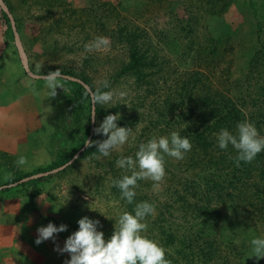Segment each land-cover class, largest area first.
<instances>
[{
	"label": "rangeland",
	"instance_id": "rangeland-1",
	"mask_svg": "<svg viewBox=\"0 0 264 264\" xmlns=\"http://www.w3.org/2000/svg\"><path fill=\"white\" fill-rule=\"evenodd\" d=\"M59 1L62 5L58 4ZM59 1L26 0L22 4L20 0H11L24 23L20 31L6 0H0V264H66L70 256L59 249L63 248L67 237L78 229L77 221L84 216L98 219L105 238H110L119 216L128 211V203L121 193L116 195L112 191L114 176L109 174V162L116 156L135 155L139 144L147 139L170 135L169 131L163 134L152 130L141 136L142 128L148 123L140 120L132 128V135L122 150L114 149L108 157L94 155V145L86 146L92 123L91 113L96 112L95 125L98 109L97 104L92 102L90 86L82 84L77 77L64 74L73 79L60 78L56 95L50 96V89L40 75L55 71V66L79 72L83 61L90 59L92 68H88L89 76L95 84H99L114 73L121 61L126 60L125 51L121 48H112L108 44L98 49L90 47L98 37L105 36L97 26L85 29L80 26L79 16L86 14L82 9L94 6L105 14L111 11L113 15L106 20L111 29L122 25L138 26L150 37L149 42H159L161 46L158 37L160 29L170 28L177 24L176 19H181L196 30L197 38L190 37L191 40L218 47L219 53L223 54L222 59L220 55L218 57L220 65H199L197 59L191 62L185 56L180 61L170 57L169 61L161 63L163 74L157 76L156 90L162 96L164 91L176 84L178 75V80L181 77L185 79L194 71L213 77L211 81L215 90L231 89L239 84V91L247 92L248 84L253 87L255 83L257 86V74L250 75L248 69L250 56L261 51L264 43V17H260L259 13L253 16L249 5L254 0H229L226 6L225 0ZM65 7L69 12L74 10L77 18L70 17L72 12L64 11ZM184 41L188 42L189 38L185 37ZM179 42L183 46L184 42ZM19 43L24 55L17 47ZM174 47H178L176 41ZM164 51L167 52L165 48ZM261 55L257 54V61H260ZM175 68L177 74L173 72ZM110 91L114 99L105 105L107 108L119 106L120 115L132 119L134 113L146 114L150 111L152 96L137 109V101L144 95L145 87L138 89L131 80H122ZM121 93L124 95L121 96ZM249 94L255 96L253 88ZM103 139L106 137L94 133L90 140ZM77 153L76 159L61 171L17 183L27 175L57 168ZM20 155L27 158L25 165L16 164ZM165 157L169 165H176L177 159ZM115 166L118 168L117 164ZM166 169L177 173L168 164ZM124 173L130 174L129 171ZM168 176L169 173L165 172L159 187H153V182L151 190L147 191H144L143 185L150 179L138 181L136 192L142 190L141 193L146 194L144 199L155 207V212L144 220L147 229L143 235L149 233L148 223L168 201L162 185ZM171 212L178 216L175 210ZM221 213L220 228L217 230L220 241L232 240L235 248L243 244L246 246L238 252L234 250L233 263L264 264V258L257 260L253 256L250 243L257 236L264 237V215L247 202L230 204ZM49 222L56 226L67 225V231L36 244L37 229ZM225 245L221 247L223 251H227Z\"/></svg>",
	"mask_w": 264,
	"mask_h": 264
},
{
	"label": "trees",
	"instance_id": "trees-1",
	"mask_svg": "<svg viewBox=\"0 0 264 264\" xmlns=\"http://www.w3.org/2000/svg\"><path fill=\"white\" fill-rule=\"evenodd\" d=\"M225 1L224 6L229 0ZM25 2L26 0H20L22 4ZM6 4L16 27L20 31L23 30V20L11 0H6ZM58 4L62 5V2L59 1ZM249 6L253 16L256 17L259 13L260 17H264L263 0L258 3L256 0L250 1ZM64 11L68 9L65 7ZM73 11H68L72 12L70 17L73 15L77 18L78 14ZM82 11L86 14L79 16L81 21L77 22L81 24L80 26L84 29L99 27L101 34L108 38L109 46L125 51L126 60L121 61L114 73L105 82L99 84H95L89 76L90 59L86 58L83 61L79 72L63 66H55V69H60L63 74L72 75L86 82L93 92L97 89L110 91L122 80H131L138 89L145 87L144 95L137 101V109L143 107L152 96V101H149L151 112L146 114L137 112L136 115L134 113L132 119L121 115L118 126L132 129L140 123V120H144L148 124L142 128L141 136L152 130H158L163 134L166 131L169 133L178 131L182 136H187L192 143L191 150L183 159L178 160L176 165H169L170 162L165 157V165L168 164L177 173H171L170 169L165 171L169 176L162 185L168 201L148 223L149 233L146 236L164 247L166 259L170 260L171 264H234V250L238 252V249L241 247L245 249L246 246L243 244L235 248L232 240L220 241L217 230L220 228L221 211L230 204L247 202L264 215V151L258 153L251 162L241 161L238 164L236 150L232 146L226 150L218 147L217 133L222 128L235 132L239 122L250 121L260 134L264 135V43L261 51L250 56L248 71L250 75L257 74V86L255 83L253 87L248 84L247 92H240L239 84L231 89L215 90L211 81L213 77L194 71L185 79L181 77L178 80V75L176 84L164 91L165 95L162 96L161 92L156 90L157 76L163 74L161 63L169 61L170 57L180 61V58L183 59L185 56L191 62L197 59L199 65L202 63L205 66L207 64L212 66L214 63L220 65L221 61L218 57L220 55L222 59L223 54L219 53L218 47L201 44L196 39L191 40L190 37L197 38L196 30L192 25L184 24L181 19H176L177 24L170 28L160 29L158 37L162 47L159 42H149L150 37L148 38L138 26L122 25L111 29L106 23V20L113 15L111 11L105 14L106 12H101L102 9L94 6ZM82 16L85 18L83 19ZM185 37L189 38L188 42L184 41ZM178 40L184 42L183 46ZM175 41L178 44L177 48L174 47ZM259 53H262L261 62L256 58ZM173 72L177 74L176 68ZM105 83L108 87H104ZM252 88L255 96L249 94ZM97 106V120L94 125L96 127L108 114L119 111V106L107 108L105 104L98 103ZM92 152L94 155H99L95 145ZM118 158L119 156H116L109 162L111 167L109 174L113 175L114 179L126 175L125 169L115 166ZM55 168H48L45 171ZM182 171L184 174H178ZM151 183L153 181L150 179L145 183L146 185H143L144 191L151 190ZM112 191L116 195L120 194L119 188L114 185ZM141 191L136 192L132 204L128 203L129 212H133L137 203L142 201L150 203L148 199H144L146 194ZM246 196L249 197L246 199ZM173 210L178 216L173 215L171 212ZM223 244H226L227 251L222 250Z\"/></svg>",
	"mask_w": 264,
	"mask_h": 264
},
{
	"label": "clouds",
	"instance_id": "clouds-1",
	"mask_svg": "<svg viewBox=\"0 0 264 264\" xmlns=\"http://www.w3.org/2000/svg\"><path fill=\"white\" fill-rule=\"evenodd\" d=\"M108 44L107 37H98L90 47L101 48ZM61 78V70L57 69L44 75L50 96L56 95ZM104 87H108L107 83ZM121 96L124 93L120 94ZM114 94L111 91L92 93L93 104H107L113 101ZM95 114L91 113L93 122ZM121 119L119 112L108 114L99 126L94 128V133L103 135L102 141L87 140L86 146H96V152L102 157L111 155L114 149H121L129 141L133 130L130 127L118 126ZM217 145L226 150L232 146L236 150V161L251 162L257 154L264 151V135H261L256 126L250 121L239 122L235 132L222 128L217 133ZM192 148V143L187 136H182L178 131H172L170 135L152 137L147 142L140 143L135 156H120L116 164L119 168L129 171L130 175H123L112 181L118 187L121 197L132 204L136 197L138 181L151 179L153 187H159V182L165 176V156L177 160L184 158ZM27 158L20 155L16 161L18 166L25 165ZM155 212L152 203L142 201L137 203L133 212L124 211L119 216L110 238H105L101 230V222L84 216L77 221L78 229L71 233L59 251L68 253L70 258L66 264H171L166 259L164 247L155 240L143 235L147 229L145 218ZM67 225L56 226L49 222L46 226L37 229L36 244L54 238V234L67 231ZM252 252L257 260L264 258V237L257 236L251 240ZM252 256V257H253Z\"/></svg>",
	"mask_w": 264,
	"mask_h": 264
},
{
	"label": "water",
	"instance_id": "water-1",
	"mask_svg": "<svg viewBox=\"0 0 264 264\" xmlns=\"http://www.w3.org/2000/svg\"><path fill=\"white\" fill-rule=\"evenodd\" d=\"M14 39H15V41L17 42V38H16V36L14 37ZM18 43V42H17ZM21 45H20V43L18 44V48H20V50H21V52L23 53V55H24V52H23V50H22V48L20 47ZM28 72L30 73L31 71L30 70H28ZM44 75H47V74H41L40 76L41 77H43L44 78ZM61 78H69V79H73V78H71V77H67V75H64V74H61ZM79 82V81H78ZM80 82L82 83V84H84V85H86V82H84V81H82V80H80ZM89 89V88H88ZM90 90V89H89ZM92 92V91H91ZM93 134H94V122H93V119H92V123H91V127H90V134H89V138H88V140H90L92 137H93ZM80 153H81V151H80ZM79 155V153H77L76 154V156L73 158V159H71V160H69V161H66L63 165H61V166H59V167H57V168H55V169H52V170H50V171H40V172H38L37 174H34V175H31V176H28V177H26L25 179H22L21 181H19V182H17L18 184H21V183H24V182H27V181H30L31 179H34V178H40V177H42V176H44V175H47V174H51V173H54V172H59V171H61L63 168H65L66 166H68V165H70L75 159H76V157Z\"/></svg>",
	"mask_w": 264,
	"mask_h": 264
}]
</instances>
